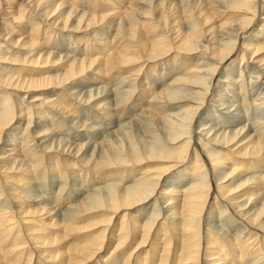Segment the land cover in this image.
Instances as JSON below:
<instances>
[{"label":"bare ground","instance_id":"obj_1","mask_svg":"<svg viewBox=\"0 0 264 264\" xmlns=\"http://www.w3.org/2000/svg\"><path fill=\"white\" fill-rule=\"evenodd\" d=\"M0 264H264V0H0Z\"/></svg>","mask_w":264,"mask_h":264},{"label":"rangeland","instance_id":"obj_2","mask_svg":"<svg viewBox=\"0 0 264 264\" xmlns=\"http://www.w3.org/2000/svg\"><path fill=\"white\" fill-rule=\"evenodd\" d=\"M110 11H111V10H110ZM234 65H235V63L232 64V66H234ZM232 66H231V67H232ZM231 67H229V68H231ZM165 71H166V70H164V72H165ZM164 72H163V73H164ZM163 73H162V76H165L164 80H167V75H166V74H163ZM158 81H159V79H158ZM158 81H157V82H158ZM250 104H251V102H250ZM252 112H253V106L250 105V111H249L248 114H249L251 117L253 116ZM262 116H263V115H260V117H262ZM253 118H254V116H253ZM28 219H29V218H27L25 222H29ZM56 223H57V222H56V219L51 218V220H50V222H49V226H53V225L56 224ZM49 226H48V227H49Z\"/></svg>","mask_w":264,"mask_h":264}]
</instances>
